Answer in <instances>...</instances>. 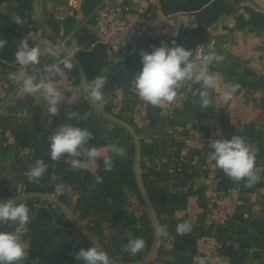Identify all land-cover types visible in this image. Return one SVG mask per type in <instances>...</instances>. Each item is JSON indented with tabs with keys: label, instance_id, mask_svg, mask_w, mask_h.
<instances>
[{
	"label": "crops",
	"instance_id": "0c3cea01",
	"mask_svg": "<svg viewBox=\"0 0 264 264\" xmlns=\"http://www.w3.org/2000/svg\"><path fill=\"white\" fill-rule=\"evenodd\" d=\"M98 1L28 0V11L17 12L6 10L8 3L14 6L16 2L0 0V12L17 23L15 30L21 39L28 41L30 46L41 48L40 64L35 67L47 69L59 64L62 68V73L50 81L61 93L58 111L51 115L42 93L28 95L22 89L21 79L10 78L19 71L18 65L12 70L0 66V115H4L7 106L16 99L29 97L31 103L28 106L23 105L22 111L12 113L14 119L9 127L19 134L18 126L48 129L57 115L70 112L79 100L84 99L89 103L90 111L97 114L101 129L110 130L115 125L123 127L135 146L133 165L144 204L138 215L129 202L135 194L128 192L124 210L150 219L152 244L141 260L122 263L112 258L109 254L113 251L111 240L117 236V229L123 222L104 219L100 240L91 229L92 223L80 218L77 210L79 193L73 187L45 192L27 170H21L22 164L15 163L18 158L26 159L30 148L20 147L13 131L7 130L4 135L0 133V202L12 200L29 208L30 223L23 229L28 256L22 264H65L62 248L67 244L75 248L76 253L81 248L98 246L108 253L110 264L162 263L163 258L157 257L159 246L185 251L188 245H195V254L201 258L210 257V264H264V241L257 234L256 226H250L251 221H264V155L255 159V171L261 179L251 187L246 186L245 181L230 179L208 158L211 151L208 144L221 138L217 136V130L225 139L237 133L254 134L257 138L253 142L264 145V0H114L129 7L127 16L130 20L144 24L143 34L135 39L128 55L120 60L113 59L108 48L94 40L91 13ZM63 40L66 41L60 57H50L44 51L58 47ZM173 41L186 49L212 51L223 57L219 64L209 66L216 79L214 87L208 89L212 101L208 108L200 105L202 88L195 80L185 82L173 102L153 106L138 97L134 76L142 67L140 51L150 52L162 42L172 46ZM69 57H72L71 70L61 63ZM119 62L123 63L122 86L114 79ZM199 66L197 60V72ZM42 74L41 71L38 75ZM99 76L105 78L104 88L109 90L103 102H94L85 92V85ZM226 84L237 86L229 101L223 99ZM132 100L135 105L128 103ZM29 110L35 113V122ZM130 123L136 125L138 132ZM141 140L168 141L159 144L155 156L159 164L167 152L175 150L172 141L185 143L180 158L188 149L201 150L204 163L198 162L195 155L191 161L194 175L188 185L193 189L202 187L204 205L200 208L196 196H189L186 209L177 212L176 216L194 222L202 214V226L211 234L231 222L232 228L222 238H198L192 234L189 239L163 240L156 236V216L139 177L138 144ZM106 148L98 149L101 157L111 154ZM124 152L126 156L125 149ZM72 159L67 158V162L71 163ZM88 169L94 172L96 164H89ZM169 172L172 175L168 188L175 190L178 188L176 176L171 170ZM17 227L8 224L7 229L16 230ZM239 227L247 230L241 238L235 234ZM198 262L192 259L191 264Z\"/></svg>",
	"mask_w": 264,
	"mask_h": 264
},
{
	"label": "trees",
	"instance_id": "16d2710c",
	"mask_svg": "<svg viewBox=\"0 0 264 264\" xmlns=\"http://www.w3.org/2000/svg\"><path fill=\"white\" fill-rule=\"evenodd\" d=\"M16 5L8 3L6 10L28 11V0H13ZM17 23L10 21L5 13L0 12V39L5 40L6 44L0 51V66L6 70H12L17 65L13 63L14 54L20 42L21 35L15 30ZM109 89L104 88V97L108 94ZM135 105L132 100L128 103ZM30 99L26 97L24 100L16 99L6 108L4 115H0V133L5 134L7 130L13 131L15 142L20 147H29L30 151L26 159L18 158L15 163L22 164L21 170L28 171L37 160H43L47 165V171L37 181L43 186L45 192H52L58 187H73L78 193L77 210L81 219H88L92 223L91 229L98 238L102 234V221L109 219L112 222L122 221L123 226L117 229V236L111 240L110 256L122 263H131L141 260L151 247L153 240L151 221L145 215L137 217L131 212L124 210L126 204V193L139 195V186L136 180L134 171V153L135 146L131 135L123 128L115 125L113 129L104 130L98 125V116L90 111L89 103L81 99L71 109L70 112H61L57 115L48 129H39L37 127L23 128L18 126L19 132L9 127V123L14 119L12 113L22 111L23 105H29ZM187 105V103H186ZM21 106V108H18ZM24 106V107H25ZM31 112V117L35 122V113ZM75 114L74 120L69 121L68 115ZM71 123L76 127H84L92 132V139L89 141V146L107 147L112 144H117L119 147L126 150L127 155L124 157H116L113 154V168L111 171L104 170L103 158L100 157L95 162L96 170L91 172L88 168L79 171H73L71 163L67 162L70 156H62L59 161H53L49 155V137L55 131V128L62 124ZM130 126L138 132L135 124L130 123ZM22 127V128H21ZM244 140L250 141L257 149L256 157L264 155V145H260L253 140L257 138L254 134L237 133ZM168 141L152 140V142L139 141L138 144V168L140 170V183L146 194L147 200L153 209L158 225H166L168 236L161 237L163 240L171 238L189 239L192 234H196L198 238L213 237L215 240L222 236L232 228V223L228 222L219 232L211 234V231L205 230L202 226L203 215L194 222H189L193 225L192 231L186 235H178L176 226L179 223L186 222L184 218L177 217L176 213L184 211L188 204L189 196H196L198 206L201 208L204 205L205 192L202 187L193 189L188 185V181L194 175L192 171L191 161L197 155V161L204 163V159L200 157L201 150L188 149L185 156L180 158L181 150L186 148L184 142H174L176 146L173 152H167L162 163H157L155 156L159 150V144ZM147 162V163H146ZM14 164V166L16 165ZM171 170L176 176L175 190H169ZM103 177L102 183H96L95 176ZM186 186V187H185ZM250 226H256L257 234H260L264 241V221H251ZM237 238H241L247 234L245 227H239L235 232ZM130 238H143L145 241L144 248L136 255H130L125 251V246ZM101 240V239H100ZM196 246L188 245L185 251L166 249L159 246L157 249V257L161 256L162 263L152 264H191L192 256L195 254ZM62 253L65 255V264H77L80 261L75 260L76 249L69 244L62 248ZM79 264H82L80 262Z\"/></svg>",
	"mask_w": 264,
	"mask_h": 264
},
{
	"label": "clouds",
	"instance_id": "9594fccd",
	"mask_svg": "<svg viewBox=\"0 0 264 264\" xmlns=\"http://www.w3.org/2000/svg\"><path fill=\"white\" fill-rule=\"evenodd\" d=\"M6 44L0 39V49ZM44 51L53 58L61 56V47L47 48ZM141 69L134 76V85L138 97L144 102L158 106L165 102H173L185 82L195 80L201 84L200 105L208 108L212 101L208 89L215 85V75L210 73L209 66L219 64L223 57L215 52L204 53L202 50L194 51L183 46H172L161 43L160 46L152 47L151 51L141 50ZM41 48L30 46L29 42L21 39L15 51L13 63L18 65L19 71L11 74V79H21L22 89L28 95L42 93L44 102L48 105V112L55 115L58 111V103L61 101V93L50 81L56 75L62 73L59 64H53L47 69L35 67L40 64ZM199 61V71H196V61ZM64 68L71 70L73 67L72 57L61 61ZM31 69V72L28 70ZM42 75H38L41 73ZM105 78H94L85 85V92L94 102H103V88ZM223 92L224 101L233 97L237 86L226 84ZM75 114L68 115L69 121L74 120ZM217 136L221 138L212 140L208 145L211 151L208 158L215 162L217 168L223 171L233 181H245L246 186H253L261 177L255 171V159L257 149L247 143L243 137L234 135L230 139L222 137L217 130ZM92 132L84 127H76L71 123H65L55 128L49 137V155L51 160L59 161L62 156H70L73 171L84 170L89 164H95L101 157V151L96 147L89 146ZM106 151L116 157L124 156V149L117 144L107 146ZM113 155H105L103 158L104 170L111 171L113 168ZM47 171V165L43 160H37L30 167V176L34 182ZM96 183H102L103 177H94ZM0 223L15 224L18 227L14 231H0V264H22L28 256L27 244L23 241V229L30 223L29 208L23 203L12 200L0 202ZM193 225L189 222L179 223L176 226L178 235H186L192 231ZM157 237H167L166 225H157L155 228ZM145 246L143 238H130L125 246V251L130 255H136ZM75 260L82 264H110L109 255L98 246L91 245L87 249L81 248L75 254ZM210 257H202L198 264H210Z\"/></svg>",
	"mask_w": 264,
	"mask_h": 264
},
{
	"label": "built area",
	"instance_id": "2783aa9c",
	"mask_svg": "<svg viewBox=\"0 0 264 264\" xmlns=\"http://www.w3.org/2000/svg\"><path fill=\"white\" fill-rule=\"evenodd\" d=\"M129 10L128 6L114 0H100L92 9L94 40L107 47L115 60L126 57L132 43L144 32V24L141 21H132L128 18ZM65 41H61L58 47L62 48ZM245 141L252 145L250 141ZM7 226L8 224L0 223V231H14L8 230ZM200 258L198 254L192 257L193 261Z\"/></svg>",
	"mask_w": 264,
	"mask_h": 264
},
{
	"label": "rangeland",
	"instance_id": "374dc122",
	"mask_svg": "<svg viewBox=\"0 0 264 264\" xmlns=\"http://www.w3.org/2000/svg\"><path fill=\"white\" fill-rule=\"evenodd\" d=\"M171 179V178H170ZM169 179V180H170ZM142 198L139 195H134L133 200H129L130 204L134 207V209H136V213L139 215L142 210H143V203H142ZM156 260L158 261V258H156Z\"/></svg>",
	"mask_w": 264,
	"mask_h": 264
},
{
	"label": "water",
	"instance_id": "95a60500",
	"mask_svg": "<svg viewBox=\"0 0 264 264\" xmlns=\"http://www.w3.org/2000/svg\"><path fill=\"white\" fill-rule=\"evenodd\" d=\"M114 79L119 85L122 86V80H123V63L122 62L118 63V68L115 72Z\"/></svg>",
	"mask_w": 264,
	"mask_h": 264
}]
</instances>
